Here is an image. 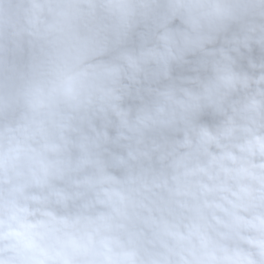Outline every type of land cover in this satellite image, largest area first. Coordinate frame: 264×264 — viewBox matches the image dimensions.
<instances>
[{
  "label": "clouds",
  "instance_id": "9594fccd",
  "mask_svg": "<svg viewBox=\"0 0 264 264\" xmlns=\"http://www.w3.org/2000/svg\"><path fill=\"white\" fill-rule=\"evenodd\" d=\"M0 264H264V0H0Z\"/></svg>",
  "mask_w": 264,
  "mask_h": 264
}]
</instances>
